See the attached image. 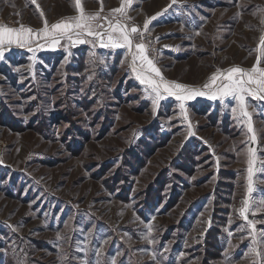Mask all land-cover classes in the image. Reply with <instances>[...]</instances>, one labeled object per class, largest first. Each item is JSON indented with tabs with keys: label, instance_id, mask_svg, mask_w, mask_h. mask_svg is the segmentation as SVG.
<instances>
[{
	"label": "rangeland",
	"instance_id": "obj_1",
	"mask_svg": "<svg viewBox=\"0 0 264 264\" xmlns=\"http://www.w3.org/2000/svg\"><path fill=\"white\" fill-rule=\"evenodd\" d=\"M37 4L0 0V24L38 30L40 10L49 24L78 14L74 0ZM82 4L101 10L99 0ZM120 6L103 0L101 15ZM157 13L145 39L167 80L203 89L217 70L251 68L260 55L264 0H134L127 23L142 28ZM153 99L124 49L5 53L0 264H261L238 209L248 196L247 148L257 149V168L264 161V101L249 98L253 142L234 100L196 97L185 118L174 97ZM253 188V200L264 198V172ZM215 229L222 258L207 253Z\"/></svg>",
	"mask_w": 264,
	"mask_h": 264
},
{
	"label": "snow or ice",
	"instance_id": "obj_2",
	"mask_svg": "<svg viewBox=\"0 0 264 264\" xmlns=\"http://www.w3.org/2000/svg\"><path fill=\"white\" fill-rule=\"evenodd\" d=\"M36 4L37 0H31ZM101 10L96 13H87L83 7L82 0H74L77 15L61 18L55 23L49 24L44 13L43 26L40 29H33L22 23L19 27H10L7 24H0V59L13 47L27 49L35 53L36 49H53L61 46H75L79 44H91L92 47H102L107 49H124L130 58L131 71L136 79L150 89L154 94L153 104L157 105L165 96L174 97L179 101L181 115L187 118L186 101L196 97L207 96L211 100H220L226 103L235 101V106L231 108L233 113H238L239 117L245 118L248 131L251 133L250 140L257 141V136L252 124V113L249 111V98L257 101H264V35L259 38V45L255 51L260 53L255 64L251 68L233 66L226 70H217L209 82L201 88H194L189 85L167 80L157 66L155 59L150 55V42H146L145 34L150 32L149 25L156 19V16L147 18L142 28L130 25L131 20L128 10L131 9L134 0H121V6L112 9L108 15H101L103 12V0ZM175 3V0H173ZM264 22V21H262ZM199 34V33H197ZM159 38H157L158 42ZM62 42H66L62 44ZM35 60V55L31 57ZM231 98V99H229ZM189 128L191 125L189 124ZM247 176L246 190L248 196L241 201L238 209L239 217L245 222L242 230H247L253 247L250 249L254 257L261 258L264 264V250L261 244L264 243V230H258L257 224L264 223L254 217L264 212V198L259 201L252 199L254 191V176L258 171L264 172V161L261 167L257 168V149L249 146L247 148ZM2 162V161H0ZM250 215L253 218H250ZM155 219V217H152ZM148 233L144 239H149L152 232V224H147ZM232 232H229V236ZM243 238V237H242Z\"/></svg>",
	"mask_w": 264,
	"mask_h": 264
},
{
	"label": "trees",
	"instance_id": "obj_3",
	"mask_svg": "<svg viewBox=\"0 0 264 264\" xmlns=\"http://www.w3.org/2000/svg\"><path fill=\"white\" fill-rule=\"evenodd\" d=\"M220 234V231L215 229V232H209L208 238L206 239V245L208 247V257L209 258H222V245L219 243V237L218 235ZM209 260L207 259L206 262Z\"/></svg>",
	"mask_w": 264,
	"mask_h": 264
}]
</instances>
